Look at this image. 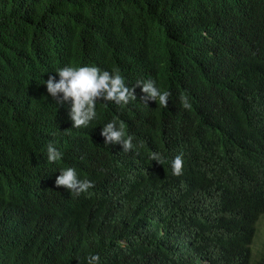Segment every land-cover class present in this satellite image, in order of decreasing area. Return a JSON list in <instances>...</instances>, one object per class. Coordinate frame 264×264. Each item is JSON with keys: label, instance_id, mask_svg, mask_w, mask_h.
<instances>
[{"label": "trees", "instance_id": "trees-1", "mask_svg": "<svg viewBox=\"0 0 264 264\" xmlns=\"http://www.w3.org/2000/svg\"><path fill=\"white\" fill-rule=\"evenodd\" d=\"M84 63L130 87L154 80L167 107L144 104L136 85V99L99 101L97 118L72 128L43 80ZM114 117L135 148L104 144ZM66 164L92 187H52ZM92 253L99 264H264V0H0V264Z\"/></svg>", "mask_w": 264, "mask_h": 264}, {"label": "clouds", "instance_id": "clouds-1", "mask_svg": "<svg viewBox=\"0 0 264 264\" xmlns=\"http://www.w3.org/2000/svg\"><path fill=\"white\" fill-rule=\"evenodd\" d=\"M56 75H49L44 81L47 93L54 98L57 105L67 104L68 118L72 122V128L87 126L97 118V103L99 101H112L117 105H127L130 100L136 99L134 87L140 86V91L144 94L142 100L155 101L162 107H167L170 92L162 90L154 80H137L134 86H128L121 73L113 69L111 71L102 69L98 65L66 64L55 70ZM184 107L187 101L181 97ZM81 129V128H79ZM77 130V129H76ZM100 135L104 144H120L122 150L127 152L135 148L133 136L126 133L125 123L113 118L103 123ZM62 152L50 141L46 146V159L49 163L60 161ZM148 158L152 161L162 163L164 157L161 153L150 152ZM183 155L176 154L170 161L173 175H180L182 172ZM51 186L65 192L71 196L86 192L93 185L87 178H81L77 169L71 166H57L51 173ZM99 253H92L86 257L87 264H99Z\"/></svg>", "mask_w": 264, "mask_h": 264}, {"label": "bare ground", "instance_id": "bare-ground-1", "mask_svg": "<svg viewBox=\"0 0 264 264\" xmlns=\"http://www.w3.org/2000/svg\"><path fill=\"white\" fill-rule=\"evenodd\" d=\"M128 160V159H127ZM131 161V160H130Z\"/></svg>", "mask_w": 264, "mask_h": 264}]
</instances>
